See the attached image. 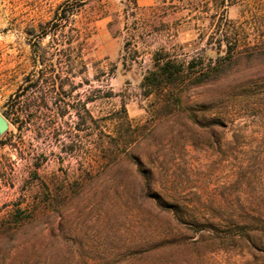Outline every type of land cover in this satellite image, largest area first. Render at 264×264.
<instances>
[{
    "label": "rangeland",
    "instance_id": "374dc122",
    "mask_svg": "<svg viewBox=\"0 0 264 264\" xmlns=\"http://www.w3.org/2000/svg\"><path fill=\"white\" fill-rule=\"evenodd\" d=\"M62 1L0 0V113L26 76L42 75L37 88L19 98L33 103L35 120L18 129L6 118L0 220L16 203L31 209L33 195L42 201L32 223L16 230L0 227V264H76L81 246L100 263L131 264L123 253L128 245L150 247L179 236L181 226L171 213L143 197L142 182L123 152L114 160L109 149L97 147L98 139L113 134L112 118L122 103L138 128L131 144L125 136L123 151L151 170V193L180 204L185 220L195 219L197 225L211 221L225 228L228 219L248 221L264 245V56L241 58L213 83L182 88L178 106L164 103L144 97L140 85L153 50L165 46L178 59H214L210 30L218 17L212 19L202 5H169L163 22L168 32L132 38L135 26L124 16L121 0H89L79 17L91 21L92 33L78 57L75 42L68 43V27L64 36L27 32L51 19ZM154 1L137 4L147 7ZM226 15L227 40L236 54L256 44L264 47V40L257 42L264 34V0H237ZM36 55L43 64H34ZM83 103L94 124L81 111L78 130L76 109ZM36 158L40 180L59 191L53 206L43 201L38 186L34 193L26 191L29 163ZM102 166L107 168L97 175ZM90 173L96 176L89 178ZM184 233L198 237L192 230ZM176 244L156 252L170 253L173 264H264V251L233 246L209 252L200 242L186 248ZM109 247L115 255L105 258Z\"/></svg>",
    "mask_w": 264,
    "mask_h": 264
},
{
    "label": "trees",
    "instance_id": "16d2710c",
    "mask_svg": "<svg viewBox=\"0 0 264 264\" xmlns=\"http://www.w3.org/2000/svg\"><path fill=\"white\" fill-rule=\"evenodd\" d=\"M89 0H63L60 2L53 11L52 18L45 22L38 23L37 27H31L29 34L39 33L42 37L60 35L64 36L66 27L69 35L67 36L68 43L75 42L77 49V56L80 57V53L86 46L87 38L90 36L91 27L90 22L86 18L79 17L83 6ZM123 4L124 16L131 19V23L135 26L130 34L132 38L140 36L143 33L146 34H163L166 29L163 27L164 18L169 14L168 6L172 5L176 8H182L184 6L196 5L200 7L202 5L206 8V11L210 14L212 19L218 17L217 21L213 24L210 30V36L214 38L211 51L216 53L214 59L205 60L202 57L196 59L191 57L188 60L178 59L173 56L170 51L165 47H157L152 52L151 65L149 69L142 76L140 85L143 88V96H153L155 99L164 103H171L172 105H179L181 103V94L183 89L188 87L202 86L208 83H213L225 77L232 66L238 63L241 58L249 60L250 58L264 56V47L259 48L260 44H256L258 48H251V51L245 54H236L233 51L230 43L227 40V9L229 6L237 4V0H155L154 4L147 7H140L137 4V0H121ZM172 8V7H171ZM72 24L71 26H69ZM264 40V34L260 35L257 42ZM35 55V54H34ZM122 64H125V47L122 49L121 56ZM34 64H43V57L36 55L34 58ZM80 69H78V73ZM42 80V75H38L36 78L29 76L25 77V84L20 85L14 94H11L5 104V110L3 115L16 125L19 129L22 122H32L35 120L34 113L30 112V108L33 103H20L19 98L27 90H33L37 88L39 82ZM46 81V79H44ZM56 79H51L52 84ZM47 82V81H46ZM98 89H94L96 91ZM44 99V98H43ZM56 100V99H55ZM92 101L93 99H88ZM43 104L46 102L42 101ZM56 104V101H54ZM40 102L37 103L40 106ZM170 104V105H171ZM46 105V104H45ZM77 110V122L78 130L80 128V121L82 117L80 112H84L88 119L94 124V118L88 109L85 108L83 103L81 109ZM116 117H113L114 131L112 135L108 136V139H98L99 151L105 152L107 149L109 155L117 159L120 152L126 156L128 161L133 167V171L141 180L142 188L145 190L143 197L149 198L157 206L165 208L167 212L171 213L173 219L179 224L182 229L179 230V236L165 237L163 240H158L150 247H144L143 245L135 246L128 245L123 249L124 255L130 259L131 264H154L152 259H158L161 261L159 264H173L170 258V253H166L162 250L161 254H158L157 248L165 246H173V244L181 245L186 248L189 246H195L199 242L202 243L205 249L209 252L218 249H228L234 247H243L252 252L264 251V245L261 240L260 232L254 230L248 225V221L241 223L235 222L232 219H228V225L224 227L217 226L215 223L208 221L205 224L197 225V220L186 221L184 213L180 207V204L168 202L163 200L160 195L153 194L150 191L151 170L144 167L139 158L129 150L123 149L126 147L125 136H129V144L134 141V137L138 135L137 129L129 121L125 105L122 103L115 111ZM21 116L23 118L21 119ZM93 130L95 126L89 127ZM4 134L0 135V141L2 144H6V141H2ZM100 138V137H99ZM69 150H72L73 146L69 145ZM106 158V155H103ZM29 179L30 184L26 191L28 193H34L35 188L38 186L41 193L46 199L43 201H50L53 206L52 200L59 195V191L53 187V184L40 180L38 169L41 163L36 158L30 161ZM106 164V163H105ZM107 166H102L98 169L97 175L102 172ZM89 178H94L96 175L89 174ZM88 178V179H89ZM36 186V187H35ZM53 198V199H52ZM42 200L38 196L31 197V209H27L21 206L20 203H16L13 208L2 217L0 220V227H7L12 230L21 228L22 226L32 223L36 218V210L38 209V203ZM263 226H264V220ZM179 228V229H180ZM185 230H192L198 234V237L186 236ZM180 238V240H179ZM180 241V243H178ZM174 245V247H176ZM110 248V247H109ZM85 250L82 246L78 252L83 253L81 257L76 261V264H105L100 263L99 258H90L88 256L89 251ZM115 248L107 249L108 253H105V258L111 255H115ZM167 254V255H166ZM200 257V255H198ZM202 257L206 258V254ZM110 264L111 262H107Z\"/></svg>",
    "mask_w": 264,
    "mask_h": 264
},
{
    "label": "water",
    "instance_id": "95a60500",
    "mask_svg": "<svg viewBox=\"0 0 264 264\" xmlns=\"http://www.w3.org/2000/svg\"><path fill=\"white\" fill-rule=\"evenodd\" d=\"M8 126H9L8 120L4 115L0 113V135L5 133V131L8 129Z\"/></svg>",
    "mask_w": 264,
    "mask_h": 264
}]
</instances>
